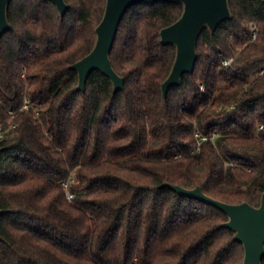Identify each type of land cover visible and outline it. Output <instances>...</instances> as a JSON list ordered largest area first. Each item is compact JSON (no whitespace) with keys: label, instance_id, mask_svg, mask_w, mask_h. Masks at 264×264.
Masks as SVG:
<instances>
[{"label":"trees","instance_id":"1","mask_svg":"<svg viewBox=\"0 0 264 264\" xmlns=\"http://www.w3.org/2000/svg\"><path fill=\"white\" fill-rule=\"evenodd\" d=\"M228 1L231 16L203 26L194 71L166 96L177 47L160 32L183 2L127 9L110 55L125 79L118 90L98 68L78 90L71 68L94 48L107 0H66L64 15L53 0L10 2L0 109L25 96L41 107L39 120L21 113L19 134L0 141V264H243L229 216L168 186L261 202L264 0ZM220 52L238 56L224 66ZM72 173L69 199L60 180Z\"/></svg>","mask_w":264,"mask_h":264},{"label":"water","instance_id":"2","mask_svg":"<svg viewBox=\"0 0 264 264\" xmlns=\"http://www.w3.org/2000/svg\"><path fill=\"white\" fill-rule=\"evenodd\" d=\"M12 0H0V37L11 28L8 19V6ZM64 15L68 10L66 0H53ZM137 1L155 3L163 0H107L101 22L96 27L97 41L94 48L83 58L71 65L79 74L78 90H85L90 72L98 68L114 83L115 90L123 89L125 79L114 68L111 50L120 22L127 9ZM183 2L184 11L174 23L161 29V41L174 43L177 47L176 58L170 74L162 83L166 96L171 86L180 84L182 75L194 71L198 58L197 42L203 26L214 30L219 23L231 16L228 0H168ZM168 186L181 195L207 202L225 212L229 219L223 226L234 230V238L241 241L245 248L243 264H263L264 255V191L259 206L244 201L229 203L205 193L201 186L186 188L180 184ZM4 212L0 209V214ZM1 238V237H0Z\"/></svg>","mask_w":264,"mask_h":264},{"label":"built area","instance_id":"3","mask_svg":"<svg viewBox=\"0 0 264 264\" xmlns=\"http://www.w3.org/2000/svg\"><path fill=\"white\" fill-rule=\"evenodd\" d=\"M250 34L248 36L249 41H256L259 33L260 27L256 21H251L249 24ZM224 66L232 65L238 54L234 52L231 55L224 54L220 52L218 55ZM201 91H205V85L201 84ZM40 104H35L30 96H25L21 106L18 109L8 108L0 109V141L8 140L19 134L20 120L19 115L23 112H28L32 110L39 120L40 115ZM41 122V121H40ZM263 128V124L260 125ZM217 134H214V136ZM214 136L212 138H214ZM78 183V179L72 173L67 178L60 180V184L64 187L66 195L69 199L75 196L73 191V186Z\"/></svg>","mask_w":264,"mask_h":264}]
</instances>
